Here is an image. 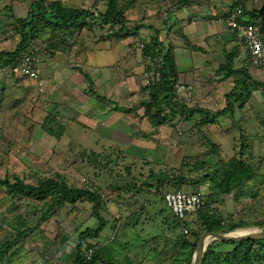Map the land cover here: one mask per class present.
Here are the masks:
<instances>
[{"label":"rangeland","instance_id":"obj_1","mask_svg":"<svg viewBox=\"0 0 264 264\" xmlns=\"http://www.w3.org/2000/svg\"><path fill=\"white\" fill-rule=\"evenodd\" d=\"M31 1L0 0V49L16 47L20 40L14 32L16 18L27 14ZM60 1L65 7L76 9L104 11L107 7L106 0ZM234 2L134 0L126 8L131 25L156 23L165 38H174L179 44L176 64L188 82L177 80L175 89L182 84L186 88L182 92L177 89L173 98L176 102L182 100L188 108H205L215 113L229 105L227 95L236 91V96L230 97L234 108L212 124L199 123L200 115L188 120L185 114H178L169 125L158 126L144 117L142 87L148 84L147 79L157 76L147 70L149 61L143 56L142 43L137 44L136 51L137 41L132 36L119 39L106 35L107 30L94 23L70 32L42 30L25 53L32 54L41 71L43 91L32 79L0 70V179L17 175L34 185L41 180L64 179L72 185L99 191L102 207L98 212L110 222L101 235L105 238L114 233L117 237L98 251L110 264H188L185 259L176 262L171 257L175 251L172 240L177 233L168 225H160V209H164L163 215L170 211L157 198L160 191L153 193L156 187L151 186V176L201 177L206 173L219 176L229 167L231 159L241 153L254 167L255 177L214 206L222 210L225 218L232 216L235 221H245L247 224L241 229L264 231V85L241 106L237 95L245 93L246 87L253 90L252 84L245 86L243 82L236 86L243 73H229L224 67L227 55L232 51L238 54L239 50L244 52L243 56L236 55L240 58L236 65L250 66L245 44L231 30L227 18L220 19ZM243 3L253 10L261 8L264 0H243ZM170 9L173 14L168 13ZM187 18L192 28L197 29L193 22L198 20L199 24H210L207 27L212 32H203L202 38L195 40L194 34L190 37L180 25ZM183 32L193 45H204V38L205 48L211 46L215 50L210 55L212 60L205 58L202 65L196 66L197 55L202 52L196 54L195 49L186 45ZM220 32L224 43L216 48L213 34ZM145 33L147 37L154 32L147 29ZM122 47L126 48L124 55ZM123 65L130 66L121 72ZM78 66L93 78V84H88ZM249 70L252 80L254 77L256 81H264V70L253 66ZM118 72L124 75L120 84ZM93 90L98 94H93ZM99 94L106 98H98ZM117 105L122 110L114 111ZM93 151L101 156L92 154ZM79 178H86L87 182L83 184ZM183 189L192 187L186 185ZM198 191L204 193L205 199L212 190L205 184ZM60 199L12 197L8 188L0 185V245L10 238L17 239L18 232L21 235L15 251L0 264H70L81 232L96 227L99 221L93 202L81 200L75 205L58 207ZM133 214L140 216V223H132L135 220L129 216ZM196 217L197 213L188 219ZM129 222L133 225L125 226ZM197 227L194 224L193 228ZM184 233L190 234L188 230ZM260 252L263 254V249Z\"/></svg>","mask_w":264,"mask_h":264},{"label":"trees","instance_id":"obj_2","mask_svg":"<svg viewBox=\"0 0 264 264\" xmlns=\"http://www.w3.org/2000/svg\"><path fill=\"white\" fill-rule=\"evenodd\" d=\"M107 7L106 10L101 11L98 9H76L65 7L62 1H45V0H32L29 5L27 14L24 17H17V27L14 28V32L19 34L20 40L17 42L16 47L13 49H0V70H5L6 72L14 73V69L21 67L23 64V57L26 54V50L31 47V44L38 38V36L43 32L42 30L49 29L52 31H67L70 32L72 29H82L85 26L94 23L101 25L102 29L107 30L109 36H116L119 39L131 38L130 36L137 41L134 45L137 51V44L139 45V35L141 34V29L145 26L139 24L131 25V20L128 19L126 14V8L129 2L134 0H106ZM180 3H184L186 0H177ZM124 4L126 6L124 7ZM185 6V7H184ZM235 6H240L244 11L245 16L249 15V18L255 22L257 18L262 17L264 19V5L261 8L249 10L245 7L243 0H237L231 4V9L228 13H223L220 19H226L232 14ZM178 6H176L177 8ZM186 8V5L182 6ZM171 10V11H170ZM168 11L169 14H173L172 9ZM239 22H242V18H239ZM244 23H250L244 19ZM144 26V27H143ZM150 27L154 28L153 25ZM264 27V26H263ZM160 30L156 28L154 30V35L150 39V43L144 45L143 53L145 57L148 58L151 55L153 50V43L158 47V51L153 54H158V58H162V62H157L158 67L155 69L156 79L151 80L149 84H144L145 98L142 101L144 108V117L147 118L153 125H169L171 120L175 118L178 114H185V118L191 120L195 115H200L201 124H212L214 123L219 116L224 115L227 110L233 109L234 106L230 102V97L236 96V91H231L227 95L228 106L222 110L216 111L215 113L211 112L205 108H191L187 105H180L173 98L175 95V85L179 79V70L176 64V57L174 53V47H171L168 51V48L164 46L163 41L160 40ZM186 45L191 46L196 51L204 52L205 48L202 46L193 45L188 36L183 32L181 33ZM142 38V37H141ZM181 37V39H183ZM183 43V41H182ZM196 46V47H195ZM152 47V48H151ZM168 51V52H167ZM237 52L232 51L227 55L225 68L228 69V72H241L243 76L238 80L236 86L244 82V85L252 84L253 90H249V87L245 88V93L242 92L237 95V100H240L241 106H243L255 90L261 88L260 85H264V81H256L251 78L250 68L254 65L251 61L250 51L248 49L250 57V66L241 67L240 69L231 68L233 64V58L236 56ZM127 67V66H126ZM123 69H125L123 67ZM129 69V67H128ZM142 71L145 68H141ZM77 70L84 74L85 78L88 81V84H93V78L81 67H77ZM150 70V67L147 68ZM21 77H26L22 75ZM29 79V78H28ZM262 82V83H261ZM88 85V86H89ZM239 87V86H238ZM93 94L97 95L98 92L93 90ZM244 94V95H243ZM98 98L105 99L104 95L99 94ZM237 102V101H236ZM114 111L122 110L118 105L115 106ZM167 109V113L164 111ZM131 109L127 110L130 113ZM92 154L97 155L101 153L91 152ZM126 155V154H125ZM127 156V155H126ZM125 156V157H126ZM103 166H106L104 163ZM201 168V166H199ZM255 177V169L247 160L244 159L241 153L238 156L233 157L230 161L229 167L221 173L219 176L212 173H206L201 177H186L182 174L176 175V177H171L167 174H163L160 178L156 176H151V186L154 185L156 188H153V193L155 190L158 195L157 198L161 201H164L163 193L167 190H178L183 188L186 185L192 187V190L188 191L198 192L202 185H209L211 187V193L205 195V206H203L198 212L197 217L194 219H178L172 212H169L168 215H163L164 209H160L161 217V226L171 227L176 233V238L172 240L173 249L175 251L171 256L173 260L178 262L181 259L187 260L188 264L191 263L193 251L196 248L197 241L199 237L205 231H217L224 232L229 231L238 226L246 225L247 223L243 220L235 221L232 216L229 218L223 217L222 210L215 207L214 204L224 201V197L235 190L237 187H241L244 183H248ZM80 182L85 184L87 182L79 178ZM85 181V182H84ZM0 185H4L8 188L9 193L12 197L22 196L28 198H35L41 201L54 199L61 197L58 207H63L64 205H75L78 201L88 200L94 203V214L98 219L99 223L96 227H88L86 230L81 232L78 243L76 244V254L72 255L73 260L70 264H84V258L82 255L84 244H89V239L99 240L105 242L106 237L104 238L101 233L105 227L109 226L110 222L105 216H102L98 210L101 206V194L99 191L91 189L90 187H83L78 185H72L68 181L62 179L61 181H56L54 179L41 180L37 185L31 183H25L24 180L14 175L12 178L0 179ZM167 185H171L170 188H167ZM165 186V187H164ZM201 186V187H200ZM164 188V189H163ZM239 189V188H238ZM156 194V193H155ZM69 205V206H70ZM172 213V214H171ZM158 216L157 218H159ZM170 217L172 218L170 220ZM130 220H135L134 222H139L140 216L133 214L129 216ZM156 218V219H157ZM45 219V217L43 218ZM141 220V219H140ZM170 221V223L168 222ZM199 224H198V223ZM122 223V221L120 222ZM132 223H126L125 226L130 227ZM140 223V222H139ZM124 224V223H122ZM196 224L197 229H194L193 226ZM119 224L113 226L117 228ZM244 227V226H243ZM187 229L190 234L184 233V230ZM23 232V231H20ZM18 234V235H17ZM16 234L21 236L18 232ZM103 234V233H102ZM109 236V235H107ZM17 239L10 238L5 243L0 245V262L4 261L10 252H14L17 247ZM57 242V241H55ZM233 244V246L225 247L224 244ZM167 248V245L164 244V249ZM230 248V249H229ZM260 249H263V254L260 252ZM157 250V249H155ZM230 250V251H229ZM99 250L94 254L93 258L86 264H110V261L104 259L101 254L98 253ZM159 254V251H157ZM161 251L160 255L162 256ZM101 262V263H100ZM264 264V239L262 240H242L239 242L236 241H217L214 242L209 249L206 251L202 264ZM5 264V262H4Z\"/></svg>","mask_w":264,"mask_h":264},{"label":"built area","instance_id":"obj_3","mask_svg":"<svg viewBox=\"0 0 264 264\" xmlns=\"http://www.w3.org/2000/svg\"><path fill=\"white\" fill-rule=\"evenodd\" d=\"M237 1V0H235ZM243 16L240 6H235L234 11L228 17L227 21L231 28L238 30V35L242 38L250 50L252 62L254 65L264 70V19L262 17L250 24L239 22V17ZM160 62L162 58L158 59ZM16 75H25L29 79L34 80V84L44 90V80H41L40 69L36 62L33 61L32 54H25L21 67L15 68L13 71ZM185 88L184 85L178 86V92ZM164 201L170 211L179 219H186L190 215L196 214L204 205L203 192H187L183 189L167 191L163 194ZM185 232L187 230L185 229ZM112 235V236H111ZM106 237L105 242H114L116 235L113 233ZM88 246H85L83 252L84 264L88 263L97 252L103 241L89 239Z\"/></svg>","mask_w":264,"mask_h":264},{"label":"crops","instance_id":"obj_4","mask_svg":"<svg viewBox=\"0 0 264 264\" xmlns=\"http://www.w3.org/2000/svg\"><path fill=\"white\" fill-rule=\"evenodd\" d=\"M187 8V7H186ZM185 14H187V11H186V13ZM184 18V17H183ZM189 20V18H187L186 20H183L182 21V23L180 24L183 28H184V30H185V33L187 34V35H189L190 37H191V35H193L194 34V38H195V40H197L198 38H202V36H201V33H203V32H206V31H208V32H212V28L209 26V27H207V25H210V24H206V23H201V24H199V22L200 21H194L193 22V24H196L195 25V27L198 29H195L194 27L192 28L191 26H190V22L188 21ZM207 21V20H206ZM141 25H144L143 27V29H141L140 31H141V34L139 35V42L141 43V42H143V43H145V45L146 44H149L151 41H150V39L153 37V36H150V35H148L147 37L144 35V34H146L145 32H146V30L147 29H149V31L150 32H154V30L156 29V28H160V27H158L157 26V24L156 23H154L153 24V26H154V28H152V27H150L151 25H148V24H146V22H143V23H140ZM215 27V26H214ZM150 28H152V29H150ZM160 30V29H159ZM196 30V31H195ZM207 32V33H208ZM149 34V33H148ZM152 35V34H151ZM153 35H154V33H153ZM160 40H161V42L163 41V44H164V46H166L167 48H168V51H169V49L171 48V47H174V53H175V57H176V62H177V55L180 53L179 52V47H178V45H177V41H175L174 40V38H165V34H163V31H161L160 30ZM214 36H213V39H214V42H215V46H216V48H220V47H222L223 46V43H224V39H223V37H224V35L223 34H221V32L220 33H215V34H213ZM142 37V38H141ZM150 41V42H149ZM203 42H204V45L202 44L201 46L203 47V48H205V43H206V41H205V39L203 38ZM238 45V43H236V46ZM171 46V47H170ZM181 46V45H180ZM153 47V46H152ZM151 47V48H152ZM181 47H183V45L181 46ZM236 49H240V47L238 48V47H236ZM121 51H122V55H124L125 53H126V48H123L122 47V49H121ZM167 51V52H168ZM208 51H209V53H208ZM194 52H196V54H197V52H200V51H194ZM215 52V50L210 46V47H207V48H205V51L204 52H202V54L201 55H197V59H198V62H199V64H196V66H200V65H202L205 61H210V60H212V58H210V55H213V54H211V53H214ZM243 50H239V52H238V54H236V55H238V56H243ZM208 56H209V58H208ZM214 56H216V55H214ZM234 57L233 58V64H232V67H234V68H238V69H240L241 68V65L240 66H237L236 65V62H238L239 60H240V58L239 57ZM206 58V59H205ZM204 59H205V61H204ZM128 61L130 62V60H129V58H128ZM242 62V61H241ZM127 66V67H126ZM130 65H123V67L124 68H128ZM123 67L121 68V72H122V70H123ZM121 72L119 73H117L118 75L120 74V77L118 76V80H117V83L118 84H120L121 82H123V76L124 75H121ZM239 73H241L240 71H239ZM228 77H232V75H230V76H228ZM120 78L122 79V81L120 82ZM241 77H239L238 79H237V83H238V80L240 79ZM45 79L48 81V79L45 77ZM180 80H183V81H187L188 82V80H184L183 78H182V73H181V70L179 71V81ZM209 88H212V84H210L209 85ZM116 239H117V237H116ZM105 243L106 242H103V244L99 247V249L102 247V246H104L105 245ZM107 244V243H106Z\"/></svg>","mask_w":264,"mask_h":264},{"label":"water","instance_id":"obj_5","mask_svg":"<svg viewBox=\"0 0 264 264\" xmlns=\"http://www.w3.org/2000/svg\"><path fill=\"white\" fill-rule=\"evenodd\" d=\"M238 226L229 231H205L198 239L197 245L192 257V264H202L206 251L217 241H242L253 239H264V231L243 230ZM241 229V230H240Z\"/></svg>","mask_w":264,"mask_h":264},{"label":"clouds","instance_id":"obj_6","mask_svg":"<svg viewBox=\"0 0 264 264\" xmlns=\"http://www.w3.org/2000/svg\"><path fill=\"white\" fill-rule=\"evenodd\" d=\"M236 2V1H235ZM235 8V7H234ZM234 10H232V12H233ZM242 13H243V16H241V17H239V18H242V22L244 21V19L246 20V21H250V23H252L253 21L249 18V15H247V16H245V14H244V11L242 10ZM228 19V18H227ZM258 19V18H257ZM244 23V22H243ZM250 23H245V24H250ZM231 28V27H230ZM231 30L232 31H234L235 32V34H236V36L238 37V39L241 41V42H243L244 44H245V42H244V40L242 39V38H240V36L238 35V30L237 29H234V28H231ZM142 43V50H143V47H144V45H145V43H143V42H141ZM153 45V50L151 51V55L147 58L148 59V65H147V68L148 67H150V70L149 71H151V72H153V73H156L155 72V69L158 67V63L157 62H160L158 59V54H153V53H155L156 51H158V47L156 46V45H154V43L152 44ZM245 46H246V44H245ZM246 49L248 50V47L246 46ZM250 51V50H249ZM251 55V54H250ZM143 56H145V54L143 53ZM251 61H252V58H251ZM162 62V61H161ZM253 63V62H252ZM253 65H254V63H253ZM254 67H256L255 65H254ZM257 68V67H256ZM257 69H259V68H257ZM260 70H263V69H260ZM155 78H153L152 80H154ZM147 81H148V84L150 83V79H147ZM178 81H179V79H178ZM182 85H184L185 86V88H186V85L185 84H182ZM178 86H181V85H177L176 86V89H175V92H177V89H178ZM185 88H183V89H185ZM183 89H181V91L180 92H182L183 91ZM185 98V100H187L188 98H189V96H187V97H184ZM180 103H182V104H180V105H187L184 101H180ZM188 107V106H187ZM179 189H183V188H179ZM184 190V189H183ZM169 191H171V190H169ZM186 191V190H185ZM187 192H192V191H188L187 190ZM199 192V191H198ZM201 192V191H200ZM165 193V192H164ZM165 202V201H164ZM166 204V203H165ZM167 206V205H166ZM169 209V208H168ZM169 211H170V209H169ZM171 212V211H170ZM176 217V216H175ZM179 219V218H178ZM186 219H188V218H186ZM183 220V219H182ZM243 226H245V225H242V227ZM117 240V239H116ZM115 240V241H116ZM114 241V242H115ZM108 243V242H107ZM109 243H111V242H109ZM84 248H85V246H83V252H84ZM99 250V249H98ZM83 252H82V255H83Z\"/></svg>","mask_w":264,"mask_h":264},{"label":"bare ground","instance_id":"obj_7","mask_svg":"<svg viewBox=\"0 0 264 264\" xmlns=\"http://www.w3.org/2000/svg\"><path fill=\"white\" fill-rule=\"evenodd\" d=\"M246 228H247V229H246ZM242 229H243V228H242ZM249 229H252V228H249V227H245V229H244V230H246V231H247V230H249Z\"/></svg>","mask_w":264,"mask_h":264}]
</instances>
